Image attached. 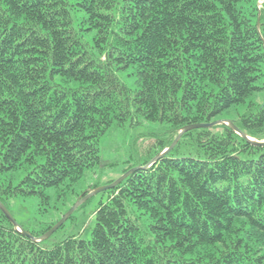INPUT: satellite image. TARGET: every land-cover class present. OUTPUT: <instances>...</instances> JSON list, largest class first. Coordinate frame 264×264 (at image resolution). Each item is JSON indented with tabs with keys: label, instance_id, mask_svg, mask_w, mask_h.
Wrapping results in <instances>:
<instances>
[{
	"label": "trees",
	"instance_id": "1",
	"mask_svg": "<svg viewBox=\"0 0 264 264\" xmlns=\"http://www.w3.org/2000/svg\"><path fill=\"white\" fill-rule=\"evenodd\" d=\"M261 1L0 0L3 205L67 197L126 124L155 143L123 174L242 106L232 123L263 141ZM107 193L87 240L51 244L64 224L34 242L0 210V264H264V147L229 126L185 133Z\"/></svg>",
	"mask_w": 264,
	"mask_h": 264
},
{
	"label": "rangeland",
	"instance_id": "2",
	"mask_svg": "<svg viewBox=\"0 0 264 264\" xmlns=\"http://www.w3.org/2000/svg\"><path fill=\"white\" fill-rule=\"evenodd\" d=\"M263 2L264 0L259 3L260 8ZM251 101L263 104L264 92L257 94ZM246 110L247 106H242L224 112L218 117L217 122L237 121ZM150 128L149 125L132 127L129 124L114 127L100 143L102 165L87 171L82 179L67 192V197L58 198L59 191L48 189L46 191L48 199L45 202L40 197L9 199L6 201L8 211L21 227L29 231H37L41 227L56 222L62 218L66 210L77 203L84 193L91 191L94 185L104 187L109 182L116 181L135 162L145 159L155 143L154 140L144 137ZM22 178V173L16 174L13 179L14 185L18 184ZM108 196L107 191L101 192L85 202L74 213L73 218L54 235L51 244L69 236H76L83 240L89 239L96 223V210L101 202L107 201Z\"/></svg>",
	"mask_w": 264,
	"mask_h": 264
},
{
	"label": "water",
	"instance_id": "3",
	"mask_svg": "<svg viewBox=\"0 0 264 264\" xmlns=\"http://www.w3.org/2000/svg\"><path fill=\"white\" fill-rule=\"evenodd\" d=\"M219 125L229 126L238 135H240L243 139H245L250 144H252L254 146L264 147V140L263 141H257L255 139L250 138L245 133H243L242 131H240L234 125V123H232L230 121H221V122H214V123H207V124L191 125V126H187L184 129H182L180 131V133L178 134V136L176 137V139L174 140V142L172 143V145L169 148L165 149L157 157H155L149 163V165H147L146 167H138V168L131 169L130 171H128L125 174H123L119 179H117L116 181H114L112 184L106 185L104 187L97 188V189L91 191L90 193H88L85 197L81 198L77 203H75V205L62 217V219L49 232H47L44 236H42L40 238H35L32 235H30L29 233H27L26 231H24V229L15 221V219L13 218V216L11 215V213L8 211V209L3 205V203L1 201H0V210L7 217V219L16 227L17 231H19L20 233L24 234L25 236L31 238L34 242L39 243V242L48 240L53 234H55L69 220V218L74 214V212L80 206H82L85 202H87L91 197H93V196H95V195H97V194H99L101 192H106L108 190L114 189L115 187H117L119 184H121L127 177H129L135 171L140 170V169H147L150 166H152L160 158L164 157L167 153H169L179 143V141L181 140L182 136L185 133H187L189 131H192V130H196V129L212 128V127L219 126Z\"/></svg>",
	"mask_w": 264,
	"mask_h": 264
}]
</instances>
